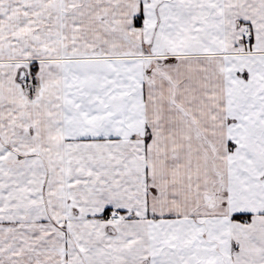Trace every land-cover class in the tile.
I'll return each instance as SVG.
<instances>
[{"label":"crops","instance_id":"1","mask_svg":"<svg viewBox=\"0 0 264 264\" xmlns=\"http://www.w3.org/2000/svg\"><path fill=\"white\" fill-rule=\"evenodd\" d=\"M0 264H264V0H0Z\"/></svg>","mask_w":264,"mask_h":264},{"label":"built area","instance_id":"2","mask_svg":"<svg viewBox=\"0 0 264 264\" xmlns=\"http://www.w3.org/2000/svg\"><path fill=\"white\" fill-rule=\"evenodd\" d=\"M247 35L249 36V32ZM28 89L33 97L39 94L40 87L32 73L28 76Z\"/></svg>","mask_w":264,"mask_h":264},{"label":"water","instance_id":"3","mask_svg":"<svg viewBox=\"0 0 264 264\" xmlns=\"http://www.w3.org/2000/svg\"><path fill=\"white\" fill-rule=\"evenodd\" d=\"M22 77H25L24 72L22 73Z\"/></svg>","mask_w":264,"mask_h":264},{"label":"trees","instance_id":"4","mask_svg":"<svg viewBox=\"0 0 264 264\" xmlns=\"http://www.w3.org/2000/svg\"><path fill=\"white\" fill-rule=\"evenodd\" d=\"M238 218H240V216H238Z\"/></svg>","mask_w":264,"mask_h":264},{"label":"rangeland","instance_id":"5","mask_svg":"<svg viewBox=\"0 0 264 264\" xmlns=\"http://www.w3.org/2000/svg\"><path fill=\"white\" fill-rule=\"evenodd\" d=\"M31 72H33V71H31ZM34 73V72H33Z\"/></svg>","mask_w":264,"mask_h":264}]
</instances>
